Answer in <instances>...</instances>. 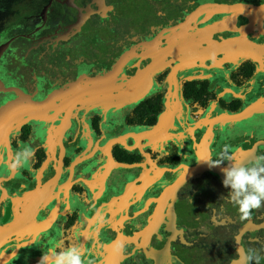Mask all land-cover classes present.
<instances>
[{
	"label": "flooded vegetation",
	"instance_id": "flooded-vegetation-1",
	"mask_svg": "<svg viewBox=\"0 0 264 264\" xmlns=\"http://www.w3.org/2000/svg\"><path fill=\"white\" fill-rule=\"evenodd\" d=\"M146 1L110 38L117 0H0V264H264L204 161L264 155V0Z\"/></svg>",
	"mask_w": 264,
	"mask_h": 264
},
{
	"label": "clouds",
	"instance_id": "clouds-1",
	"mask_svg": "<svg viewBox=\"0 0 264 264\" xmlns=\"http://www.w3.org/2000/svg\"><path fill=\"white\" fill-rule=\"evenodd\" d=\"M34 155V149L26 148L18 152L12 168H21L27 164ZM208 166L218 167L228 161L229 166L222 168L223 185L229 189L227 195L230 202L237 207L241 220H249L253 210L261 208L264 204V155L256 157L251 166L234 159V155L227 147L219 153L216 159L204 160ZM242 264H259L261 257L254 249L245 253L238 248ZM84 253L80 246L70 245L60 251L50 250L43 255L40 264H83Z\"/></svg>",
	"mask_w": 264,
	"mask_h": 264
},
{
	"label": "rangeland",
	"instance_id": "rangeland-1",
	"mask_svg": "<svg viewBox=\"0 0 264 264\" xmlns=\"http://www.w3.org/2000/svg\"><path fill=\"white\" fill-rule=\"evenodd\" d=\"M49 0H34L36 7H42L43 5L47 4ZM146 0H117L116 6H115V12H116V18L114 20V26H117L120 28L119 34L118 31L115 34V36H112L110 38H113L116 36L118 37H124L125 32L134 30L139 28V24L144 20L143 16L146 12V9L148 8L146 5ZM118 4V7H117ZM117 7V10H116ZM62 8L58 7L56 9V13L52 15L51 20L60 19ZM150 13V10H149ZM58 14V15H57ZM17 21H14L16 23ZM25 29V27L23 28ZM87 43L91 44L90 41ZM74 51V50H72ZM80 52V48L77 50ZM107 54V52H106ZM64 64V63H63Z\"/></svg>",
	"mask_w": 264,
	"mask_h": 264
}]
</instances>
